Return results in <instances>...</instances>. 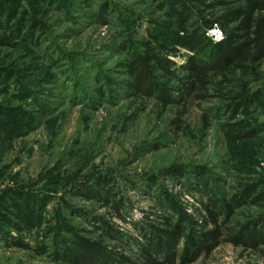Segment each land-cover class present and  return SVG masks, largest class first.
<instances>
[{"label":"rangeland","instance_id":"1","mask_svg":"<svg viewBox=\"0 0 264 264\" xmlns=\"http://www.w3.org/2000/svg\"><path fill=\"white\" fill-rule=\"evenodd\" d=\"M34 1L0 0V123L21 119L15 138L0 132V213L16 204L34 212L38 226L19 234L0 222V264H70L61 245L73 240L71 232L126 257L125 264H145L147 221L159 228L166 218L177 222L173 205L202 224L210 197L226 200L243 185L264 184V62L253 76L212 78L197 99L172 89L173 102L164 106L129 96L125 63L145 42L172 44L170 0ZM187 1L207 16L226 8V0H203L213 7ZM30 17L38 22L30 38H8L21 23L26 35ZM102 178L123 198L122 209L82 195ZM262 206L221 215L226 237L256 222ZM22 242L31 248L16 245ZM172 248L167 258H151L264 264V245L227 242L190 259L185 238Z\"/></svg>","mask_w":264,"mask_h":264},{"label":"trees","instance_id":"2","mask_svg":"<svg viewBox=\"0 0 264 264\" xmlns=\"http://www.w3.org/2000/svg\"><path fill=\"white\" fill-rule=\"evenodd\" d=\"M11 1H17L20 5L21 0ZM46 2L48 3V0H35L33 3L36 5ZM198 2H201L203 7L214 5H208L203 0ZM50 3L51 1L48 4ZM170 3L167 6L170 18L167 30L171 33L172 44L163 42L153 45L145 42L142 52L130 55V59L125 63L130 77L127 84L129 96L155 98L164 106H168L173 102L172 89L178 92L181 99L189 101L197 99V96L203 97L201 93L211 84L212 78L227 79L228 75L237 73L246 76L257 73L259 66L264 62V0H246L241 6H233L226 0L223 2L226 8L210 16L204 15L203 10L187 0H170ZM37 11L40 14L41 9ZM29 22L32 28L26 35L23 32L25 27L21 23L8 38H30L38 22L33 17L29 18ZM213 30L222 33L221 39H214L211 35ZM176 58H180L182 62H175ZM176 68L183 73L182 77L176 75ZM161 77L167 82L177 80L179 85L174 88L166 86L165 83L159 82ZM235 108L238 113L237 106ZM20 121L0 123V132L8 138H15L21 132ZM110 185L111 182L106 178L96 180L91 188L82 187V195L104 202L112 201L116 210L122 209L123 198L117 195ZM209 201V205L204 206L206 217L202 224L192 220L184 210L175 209L173 205L170 210L177 213V222L166 218L165 228H159L153 224L149 225L147 221L143 225L146 228L143 227V230H148L145 238L149 249H144L145 264H161L151 257L163 254L166 255L165 258L169 257L173 245L182 238L186 239L187 259L202 254L210 255L227 242L255 250L264 245L263 183L243 185L241 191L229 199H219L215 196L210 197ZM258 205H263L260 218L243 226L239 234L226 237L223 223L220 221L221 215H232L241 207ZM9 206L10 209L6 208L8 214L0 213L1 225L19 234L38 227L34 212H23L16 204ZM200 224L199 230L195 231L196 225ZM210 226L211 230L206 231ZM71 235L73 240L61 245L63 256L70 264H125L124 261H127L126 257L107 250L98 242L87 240L72 232ZM16 245L24 249L31 248L23 242ZM35 250L41 255L46 252L41 247H35Z\"/></svg>","mask_w":264,"mask_h":264}]
</instances>
